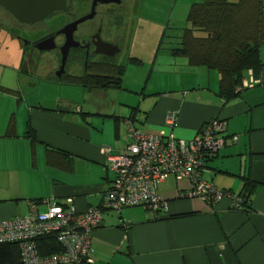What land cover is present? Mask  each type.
Here are the masks:
<instances>
[{
  "label": "crops",
  "instance_id": "obj_1",
  "mask_svg": "<svg viewBox=\"0 0 264 264\" xmlns=\"http://www.w3.org/2000/svg\"><path fill=\"white\" fill-rule=\"evenodd\" d=\"M149 1L155 4L151 15L144 17L145 3L131 0L121 20L122 44L131 37L125 63L114 60L124 68L119 88L52 79L97 101L42 100L40 86L24 83L23 47L11 35L18 50L11 54L18 57L0 52V221L25 216L30 201L40 203L39 211L46 210L45 200L79 213L99 208L114 180L105 151L116 155L125 149L129 122L147 135L190 141L218 119L224 123L219 136L228 141L207 159L202 179L246 195L245 205L186 199L190 183L168 177L176 185L160 190L166 179L157 184L165 207L156 216L143 207L101 212L91 232L90 264H264V42L259 73L249 70L242 79L255 83L225 101L218 95V72L171 54L190 27V5L204 0H166L162 7V0ZM178 22L184 27L172 40L168 30ZM135 73L143 74L130 77Z\"/></svg>",
  "mask_w": 264,
  "mask_h": 264
},
{
  "label": "built area",
  "instance_id": "obj_2",
  "mask_svg": "<svg viewBox=\"0 0 264 264\" xmlns=\"http://www.w3.org/2000/svg\"><path fill=\"white\" fill-rule=\"evenodd\" d=\"M253 83L243 81L237 92ZM166 121L174 126V115L168 114ZM223 131L224 123L213 119L202 126L195 139L184 141L162 133L144 134L129 122L125 149L116 155L105 151L106 166L114 173V180L99 208L79 213L72 207L45 200L46 210L39 211L40 203L30 201L25 216L0 221V244L17 246L19 264H90L91 232L99 226L101 212L119 213L125 208L143 207L156 216L165 207L157 184L168 177L190 183V189L183 194L186 199L207 203L228 200L235 209L243 207V195L218 189L202 179L206 160L228 141L219 136ZM229 140L236 142L237 137ZM44 237H53L62 251L41 256L37 241Z\"/></svg>",
  "mask_w": 264,
  "mask_h": 264
},
{
  "label": "trees",
  "instance_id": "obj_3",
  "mask_svg": "<svg viewBox=\"0 0 264 264\" xmlns=\"http://www.w3.org/2000/svg\"><path fill=\"white\" fill-rule=\"evenodd\" d=\"M186 20L190 27L183 31L181 47L171 54L186 58L191 66L218 72V95L225 101L236 98L245 72L251 70L257 76L262 66L264 0H204L190 5ZM99 72L96 77L66 81L98 89L120 87L124 68L114 60L101 65ZM37 246L41 256L62 251L53 237L39 239ZM0 264H19L16 245L0 244Z\"/></svg>",
  "mask_w": 264,
  "mask_h": 264
},
{
  "label": "flooded vegetation",
  "instance_id": "obj_4",
  "mask_svg": "<svg viewBox=\"0 0 264 264\" xmlns=\"http://www.w3.org/2000/svg\"><path fill=\"white\" fill-rule=\"evenodd\" d=\"M65 8L55 11L43 20L34 24L14 23L16 26L12 30L39 29L33 33L32 39H27L14 31H10L12 36L18 39L23 47V55L29 57L34 53L43 55L47 51H39L40 48L54 46L53 52L57 57V74H60L62 65V54L68 49L65 60L64 71L61 77L66 79H77L78 77L99 76L101 65L116 59L118 53L110 56L116 50L121 51V43L125 36V28L121 25V20L126 16V9L131 6L127 0H118V3H100L95 6V15L91 20L98 19L95 28L82 31V23L73 27L79 19L88 16L92 11L93 0L86 3V7L80 4L83 0H64ZM129 4V5H128ZM82 8L83 12L78 13ZM8 13V12H7ZM9 14V13H8ZM10 15V14H9ZM11 16V15H10ZM12 17V16H11ZM88 21V20H87ZM56 22V24H54ZM86 22V21H85ZM49 24L41 28L44 24ZM84 23V22H83ZM72 30V33H70ZM29 34V31L26 32ZM44 52V53H43ZM37 55L35 57L37 58ZM77 65L81 75H69L68 68Z\"/></svg>",
  "mask_w": 264,
  "mask_h": 264
},
{
  "label": "rangeland",
  "instance_id": "obj_5",
  "mask_svg": "<svg viewBox=\"0 0 264 264\" xmlns=\"http://www.w3.org/2000/svg\"><path fill=\"white\" fill-rule=\"evenodd\" d=\"M89 0H83L80 1V4L84 6V8L86 7V3ZM129 1V3L131 2V0H127ZM166 0H162V4L161 7L163 6V3ZM136 2L139 3H145V6L148 7V11L146 10L143 14L144 17H147L149 15H151V10L153 9V7L155 6V4L153 5V3H151L149 0H136ZM129 5V4H128ZM153 6V7H152ZM130 7V5H129ZM83 12L82 8L78 9V13L81 14ZM163 12V11H162ZM131 14H129L130 16ZM160 15H164L163 13H161ZM133 16V15H132ZM98 19L95 20H88L84 23H82L81 26V30L85 31L89 28H95L96 25L98 24ZM18 21H16L13 17H11L6 10H4L1 6H0V52L2 54H6L8 56L11 57H18V55H13L11 53H15L17 52V48H15V43H11L10 42V37H11V32L10 31H14L12 30L13 28H15L16 26L14 25V23H17ZM184 23L185 22H178L176 26H170V29L168 30V32L170 33L169 35L173 36V39H176L175 37L178 36V32H175L176 30L179 29H183V28H179L182 27L181 25H183L184 27ZM187 23V22H186ZM47 24H44L43 26H41V28L46 27ZM56 24V22L54 23ZM52 24H49V27ZM39 29V27L37 29H29V30H15V33H18L19 35H22L23 37H26L27 39H32L33 38V33H35L37 30ZM29 31V34H27L26 32ZM129 34V32L127 33V35ZM9 36V37H8ZM6 37V38H5ZM130 37L131 35L127 36V39L124 43V45L121 43V51H119L118 53V57L122 58V63H125V59L128 57V44L130 41ZM15 40V39H14ZM21 45V43H20ZM171 46H177V43H171ZM164 47H166V45H164ZM22 48V46H21ZM10 52V53H9ZM23 52V50H21V53ZM44 53V52H43ZM23 54V53H22ZM37 55V53L35 54ZM34 53L32 55H30L29 57H25L24 55H22L21 60H20V66L22 68H24V70H27V76L24 79V83L26 85H33L36 84L38 86H40V91L38 92L39 97L42 100H69V101H77L79 103H81L80 101H83L85 99V101H97L98 99L95 96H89L86 98H83V94L79 91V92H75V91H70L73 88H67V85L61 84V83H53L52 79H56V71H57V57L56 54L51 52H46L43 55H37V58L35 57ZM19 60V59H18ZM19 62V61H18ZM67 73L69 75H81V71L78 70V66L77 65H71L70 68H68ZM143 73H135L132 74L130 77H134L136 76L135 79H139V75H141ZM64 79H66L65 77H63ZM57 81V80H56ZM27 91V88H26ZM28 94V91L26 92ZM37 94V92H36ZM175 181L172 178L166 179L163 183L159 184V189L160 190H164V189H168V188H173L175 186Z\"/></svg>",
  "mask_w": 264,
  "mask_h": 264
},
{
  "label": "water",
  "instance_id": "obj_6",
  "mask_svg": "<svg viewBox=\"0 0 264 264\" xmlns=\"http://www.w3.org/2000/svg\"><path fill=\"white\" fill-rule=\"evenodd\" d=\"M100 3H118V0H93L92 3V11L91 13L79 19L73 27H76L78 24L83 23L87 20H91L95 15V6L96 4ZM0 6L6 10L16 21L21 24H34L39 22L52 14L55 11H60L65 8V1L64 0H0ZM72 33V30L71 32ZM55 47L50 46L46 48H38L39 51H51ZM120 50H116L110 56L119 53ZM68 54V49L65 53L62 54V65L60 68V74H57V77H61L64 66L65 60Z\"/></svg>",
  "mask_w": 264,
  "mask_h": 264
}]
</instances>
